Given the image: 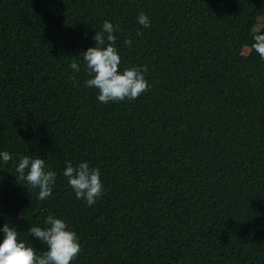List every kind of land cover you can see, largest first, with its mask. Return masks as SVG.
Listing matches in <instances>:
<instances>
[{"label":"trees","instance_id":"16d2710c","mask_svg":"<svg viewBox=\"0 0 264 264\" xmlns=\"http://www.w3.org/2000/svg\"><path fill=\"white\" fill-rule=\"evenodd\" d=\"M105 20L121 29L120 69L147 66L135 100L104 104L85 85L80 53ZM257 33L264 0H0V152L13 157L0 159V227L42 251L27 230L63 219L81 245L72 264H264ZM23 155L57 173L46 200L16 179ZM66 161L100 169L95 204L75 197Z\"/></svg>","mask_w":264,"mask_h":264},{"label":"clouds","instance_id":"9594fccd","mask_svg":"<svg viewBox=\"0 0 264 264\" xmlns=\"http://www.w3.org/2000/svg\"><path fill=\"white\" fill-rule=\"evenodd\" d=\"M137 22L145 27H151L148 16L141 11ZM121 31L118 26L105 20L101 30L96 31L93 39L94 46L88 47L80 53L84 61V71L90 78L85 81L88 88L98 90L99 102L108 104L124 100H135L147 92L150 84L145 79L146 65L125 67L120 69L121 58L116 47L117 35ZM138 35L140 33H137ZM251 49L264 60V33L253 36ZM125 44L131 46V39ZM70 68L80 71L79 63L73 60ZM0 159L7 163L13 159L12 155L0 152ZM16 179L27 188L38 189V199L46 200L56 183L57 173L45 164V159L38 155L33 157L23 155L15 166ZM63 176L75 193V197L84 200L87 205H93L104 192V185L100 179L98 167H90L87 161L73 166L71 161L65 162ZM3 239L0 240V264H72L81 252V245L77 234L61 218L49 214L44 220V226L31 225L28 235L38 239L46 250L39 251L31 243L20 239L16 228L5 223L0 227Z\"/></svg>","mask_w":264,"mask_h":264},{"label":"rangeland","instance_id":"374dc122","mask_svg":"<svg viewBox=\"0 0 264 264\" xmlns=\"http://www.w3.org/2000/svg\"><path fill=\"white\" fill-rule=\"evenodd\" d=\"M257 28H258V26H257ZM244 52H245V53L248 52V49H247L246 47L244 48Z\"/></svg>","mask_w":264,"mask_h":264}]
</instances>
